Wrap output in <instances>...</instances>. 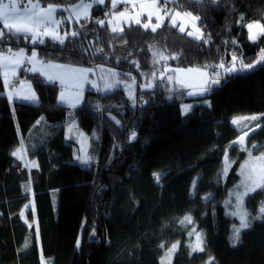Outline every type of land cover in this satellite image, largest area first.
<instances>
[{
	"label": "trees",
	"instance_id": "1",
	"mask_svg": "<svg viewBox=\"0 0 264 264\" xmlns=\"http://www.w3.org/2000/svg\"><path fill=\"white\" fill-rule=\"evenodd\" d=\"M172 3L200 18L206 40L169 21L155 32L142 23L114 31L106 21L110 6L101 4L75 22L77 32L64 43L7 32L0 38L2 51L36 49L44 61L135 82L133 93L88 90L84 103L71 107L59 102L58 84L23 68L20 78L39 97L29 103L10 99L0 69V264H166L172 245L169 264H264V188L247 200L253 224L235 245L225 208L248 151L264 150V64L224 76L189 111L182 108L188 88L167 69L259 59L264 36L250 41L244 25L264 23V0ZM84 108L99 120L87 165L65 158L66 144L77 145L67 125ZM251 115L260 119L232 123ZM245 132L247 147L234 144ZM18 148L22 158L12 155ZM186 216L191 223H181ZM197 233L203 251L193 250Z\"/></svg>",
	"mask_w": 264,
	"mask_h": 264
},
{
	"label": "rangeland",
	"instance_id": "2",
	"mask_svg": "<svg viewBox=\"0 0 264 264\" xmlns=\"http://www.w3.org/2000/svg\"><path fill=\"white\" fill-rule=\"evenodd\" d=\"M122 0H103V3L100 0H80L73 3H66V4H48L52 5L55 8V11L51 14L44 13L42 14V18L39 20L38 25L34 27V31L29 34V38L26 40H30L31 43H44L48 38L54 41H60L64 43L68 36L74 35L77 32V27L75 26L76 20H74V16L70 11V6L73 4H81L80 5V12L85 11L86 9L91 10V14L93 13L94 5L101 4L104 7L110 6V11H108L106 15V21L110 24L112 29L120 30L122 29V25L124 23L130 24L136 23V20H139L140 23L143 25L146 23H150L151 25L157 24V18H160L161 26L164 24L165 21H169L171 24L172 19L175 20V25H178L179 28L183 27L184 31L192 32L193 37L198 38L200 40H206V35L204 30L199 24V20L193 19V17H197L194 14L188 15V12L181 11L176 9L172 3L173 0H169L167 4L164 3V0H144L143 3L141 2H133L132 5L130 3L126 4L125 8H121L116 10V7L119 4L123 3ZM139 1V0H135ZM8 2V0H5ZM48 5H45L46 8ZM22 7V6H20ZM59 7L64 13L60 12L58 14ZM164 9H167L169 12V16H164ZM88 11V10H87ZM135 12V13H134ZM86 13V12H85ZM134 13V14H133ZM179 13V15H177ZM79 15V14H78ZM145 16H148L147 19H144ZM68 19L69 23H65L64 20ZM151 18V19H149ZM88 19L85 18L84 20ZM83 21V20H81ZM81 21L79 23H81ZM254 24L253 32H257L258 29L255 27V23L257 22H250ZM260 23V22H258ZM264 25V23H260ZM69 25V26H68ZM66 26V28H64ZM79 28H83V25L78 24ZM201 34H203L201 38ZM35 36L36 39H31L32 36ZM259 40V39H258ZM257 40V41H258ZM256 41V42H257ZM23 49V54H19L20 50ZM35 52L36 56L32 57V53ZM3 57H7V59H3ZM31 58V59H30ZM18 63L20 65H26L27 69L32 72L42 71L43 76L47 79L48 82H51V79H62L64 84H62V88L60 89L61 96L63 97L62 101L71 107L75 106L82 98L83 94L86 91L91 90L95 92L109 91L113 89L115 86L124 87L129 93H133L135 90V82L134 81H125L120 79H115L113 74L109 72L107 74H103L101 76L100 72L95 67H72L68 65H60V63H43L40 59L38 52L36 49L32 51H28L26 48H18V49H10L6 51L0 50V64L4 69V74L6 73V92L8 96L14 100L19 99L29 103H38L39 97L37 96L32 84L29 81H25L24 79H20V81L14 82L10 78H8V70L12 68V66ZM67 66V67H66ZM224 65V68L217 67L216 69H212L210 67H180L174 68L169 67L168 70L175 69V80L186 86L188 88V95L187 100L182 104L183 110L186 106L188 107L189 111L200 99L207 100V96L211 89L214 86H218L222 83L224 76L231 74L224 71L225 68L230 67ZM236 67H239L236 64ZM219 73V76L216 77L215 74ZM237 73V72H235ZM212 78H218L219 84L213 85L211 89L207 92L201 93V89L207 87V81ZM113 82V84H111ZM110 84V85H109ZM35 94L36 100H26L23 99L24 97L31 96ZM189 93H193L190 95ZM257 115L245 116L240 118L252 117ZM239 119V122L243 120H250V119ZM253 121V120H252ZM75 131V128H73ZM243 136V135H242ZM77 138V136H74ZM241 137V136H240ZM68 139H72V136L69 134ZM238 140V139H237ZM236 140V141H237ZM248 141V135L245 137V144L241 145L236 143L237 145L246 148ZM80 145L82 148L85 146L84 142L79 140ZM91 146V145H90ZM74 146L67 144V148L65 149V158L68 160H74L77 162L79 161L83 165H87L93 160L90 148L87 153L85 150L80 151L79 154H74ZM261 154H264V150L258 153L253 152L252 150L248 151V156L246 160L242 163L240 167V180L239 182L233 187V189L228 194V197L225 202V208L228 215L234 220L235 227H239L240 225V216L246 215L247 221L249 223V227L246 229H241L240 237L243 231L249 229L252 224L253 220L250 218L249 210L247 206V200L251 195L254 193L262 190L263 188L257 189L255 192H252L249 195H241L245 193L248 188L254 187V181L259 179V176L253 174L251 169L253 167L257 168L259 171V167L262 163L261 161L254 160L255 157H259ZM226 160L228 157L226 156ZM86 161V162H85ZM246 162L247 165H246ZM33 163V162H32ZM246 165V166H245ZM243 166V167H242ZM251 176V179L249 177ZM240 239V238H239ZM175 255L172 249L167 250V254L164 258V262L169 264L171 258Z\"/></svg>",
	"mask_w": 264,
	"mask_h": 264
},
{
	"label": "snow or ice",
	"instance_id": "3",
	"mask_svg": "<svg viewBox=\"0 0 264 264\" xmlns=\"http://www.w3.org/2000/svg\"><path fill=\"white\" fill-rule=\"evenodd\" d=\"M101 3H103V0H100ZM159 0H157V3ZM169 0H164V3L167 4ZM213 3L216 2V0H212ZM20 3L23 5V7H20V5L17 3V0H8V2H5V0H0V38H3L6 32L11 35H23L25 39L29 38V34L34 31V27L38 25L39 20L42 18V14L47 13L51 14L52 12L55 11V8L52 5H48L46 8H40L39 12L35 11L34 9L39 8V0H36V3H33L32 0H20ZM115 3V0H114ZM164 16H169V12L167 9H164ZM179 15V13H177ZM188 15H191L190 13ZM151 19V18H149ZM195 20H199V17H193ZM158 22L155 25H151V30L153 32L156 31L158 27L161 26L160 18H157ZM241 20L243 21L244 18L241 17ZM137 24L140 23L139 20L135 21ZM171 22L173 23V26H175V20L172 19ZM99 23H104L103 21H99ZM248 31H249V40L252 42H256L261 36H264V25L260 23H255V27L258 29L257 32H253V23H245L244 25ZM145 29H148L150 27V23H146L143 25ZM115 31V29H114ZM180 31L183 32L184 28L181 27ZM187 35L192 36V32H188ZM203 34H201L202 38ZM31 39L35 40L36 37L33 35ZM19 54H23V49L20 50ZM36 53H32V57H35ZM175 57H173L174 59ZM3 59H7V57H3ZM31 59V58H30ZM237 57L233 56L232 57V62L231 66L228 68H225L224 71L227 73H235V72H244V71H250L257 65L264 64V49H261V55L259 56V59L253 61V63L250 64H244L241 61L240 67H236L235 62L237 61ZM207 67V66H205ZM214 67H219V68H224V65L221 63L219 65H215ZM216 77L219 76V73L215 74ZM7 82V81H6ZM219 79L218 78H212L208 80L207 87L201 89V93L207 92L211 89L213 85L219 84ZM192 95L193 93H189ZM11 98V96H10ZM23 99L26 100H31L35 101L36 97L35 94L33 93L31 96L24 97ZM63 99V97H61ZM189 106H186L184 111L188 110ZM240 119H250V120H258L260 117L258 116H252V117H246V118H240ZM239 119L238 118H233L232 123L233 125L238 124ZM256 127H260L259 124L256 125ZM253 129H250V131ZM248 135V132H245L243 136L239 137L237 141H233L234 144L239 143L241 145L245 144V137ZM132 137H135V133H132ZM251 148L255 149L257 148V145H251ZM21 149H17L16 151H13L12 155L16 156L18 158H22L20 153ZM254 160L256 161H261L264 162V154H261L259 157H255ZM86 162V161H85ZM248 162H246L247 165ZM245 165V166H246ZM243 167V166H242ZM251 172L253 174H256L259 176V179L254 181V187L248 188V190L241 194V195H249L252 192H255L259 188H264V163H262L259 167V171H257V168L253 167L251 169ZM153 176L155 177L156 181L159 182L161 174L160 173H153ZM251 179V176L249 177ZM261 213H264V206L261 207L260 209ZM191 223V218L186 216L181 223ZM250 225L247 221L246 215H241L240 216V225L239 227L234 226V233H233V239L232 243L235 245L239 241L240 238V231L241 229H246ZM191 235V233H189ZM197 236V241L200 242L193 250L194 251H203L202 245V238L200 233L196 234ZM79 243V242H78ZM163 247V245H161ZM177 245H172V251L175 250Z\"/></svg>",
	"mask_w": 264,
	"mask_h": 264
},
{
	"label": "crops",
	"instance_id": "4",
	"mask_svg": "<svg viewBox=\"0 0 264 264\" xmlns=\"http://www.w3.org/2000/svg\"><path fill=\"white\" fill-rule=\"evenodd\" d=\"M32 2L33 3H36V0H32ZM121 2H123V3L119 4V6H122V8H125L126 4H128V3H130V5H132L133 2H141V3H143L144 0H139V1H135V0H122ZM17 3L20 6L23 7V5L20 3V0H17ZM80 5L81 4H73V5L70 6V11H71L72 15L74 16V20H76V22H80L81 20H84L87 17L90 18L91 15H92L90 13L91 10H89V9H86L85 11L80 12V8H79ZM44 7H45V5H42V4L39 3V8H36L34 10L37 11V12H39L40 8H44ZM60 12L64 13L60 9V7H59V10H58V14L59 15H60ZM147 18H148V16H145L144 17V19H147ZM67 20L68 19L65 18L64 22L67 21ZM124 25H126V23H124L122 26L124 27ZM176 26H178V25H176ZM123 27H122V29H123ZM122 29L116 30V31H121ZM42 62L44 64L45 63H51V61H44V60H42ZM54 63H59V62H54ZM60 65H68V66H72V67H76V66L77 67H82V66L72 65V64H66V63H60ZM23 68H26L27 69V66L26 65H20L18 63H15L12 66V68L7 71L8 74H9L8 75V78H10L12 81H14V82L17 83V81H20V79H21L20 78V72H21V70ZM0 69H1L2 75H3L4 79H5L6 78V73L4 74V69H3V67H2L1 64H0ZM38 72L41 73V74H43L42 71H38ZM51 83H56V84H58L62 88V84H64V81L62 79H59V78L57 79L56 78V79H51ZM86 93H87V91H86ZM86 93L83 94V98L75 106H73V107L82 105L84 103V99H85ZM61 97H62L61 96V93H59V102L65 104L62 101ZM21 101H23V100H21ZM98 123H99V120L97 119V117L95 115H93L86 108L82 109L78 114H75V117L74 118H71L70 119L69 124L67 125V136L70 134L72 136V140H74L77 143V145L74 146V148H75L74 154L77 155V154H79L80 151H83L84 152L85 150L88 153L89 148H90V145H92V143H91L92 130H93L94 126L96 124H98ZM73 128H75V131L73 130ZM74 136H77L78 139H76V137H74ZM79 140H81V142H84V145L85 146L83 148L80 145ZM66 148H67V144L65 146V149Z\"/></svg>",
	"mask_w": 264,
	"mask_h": 264
}]
</instances>
